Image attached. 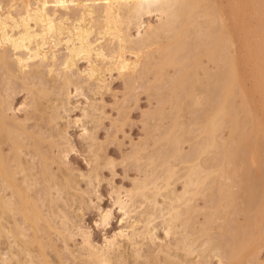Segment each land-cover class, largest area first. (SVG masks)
<instances>
[{
  "label": "bare ground",
  "instance_id": "bare-ground-1",
  "mask_svg": "<svg viewBox=\"0 0 264 264\" xmlns=\"http://www.w3.org/2000/svg\"><path fill=\"white\" fill-rule=\"evenodd\" d=\"M35 4L36 8L34 7L33 9L35 11L32 12L31 8ZM263 8L264 0L1 1L0 75L2 73L1 70H3V76H1L5 80L7 79L6 91L11 90L14 93L15 89L12 85L14 79H21L23 84L25 82L28 86L30 84L34 85L33 88L30 87L31 89H29L24 84V86L26 85L25 89H29L28 92L32 98L31 106L34 107V113L28 112L29 116L25 117V120L17 119V116L16 118L13 115L11 116L8 112L12 109V102L10 104V98H7L9 94H4L3 96L1 93L0 248L1 244L4 243L7 251L5 249L2 250L3 253L0 251V264H12V262L14 264L15 261L16 264L50 263L47 248L56 246L53 244L55 239L51 240V237L53 239L52 233L57 232L61 226L65 230L69 225V221L72 220L70 213H66V209V211L61 210L65 207L60 205L63 207L60 208L58 204H60V200L67 202L64 201V197L66 196V200H68L70 194L66 193L73 186H76L78 179L76 180L70 170L66 171L65 175L62 172L64 169L59 165V163L65 164L68 150L59 148L58 155H53L50 150H44V144L48 142V139H52L49 142H54L53 140L56 137L66 139V136L62 135L64 131L62 134L55 135L52 130L44 129L42 121L46 120L47 124L53 125L60 119L62 111L67 112L69 110L68 102L70 100H67L70 97V88L73 86L77 91L81 90L79 83L81 81L78 82L79 78H85L84 83L88 84L91 90L101 89L106 85L107 72L111 75L114 71H117L120 77L127 78L128 86L135 85L144 76L152 75L154 79L151 80V84L162 82L168 87L171 92L168 94L169 98L165 99V101L163 99L162 102V98L158 97L160 102L157 112L162 120L168 118L169 115H166L163 105L168 102L172 104L171 109H174V111L170 118H172L173 123L164 130L163 136L165 138L161 136V139L167 138L165 141L171 144L172 151L170 149L168 153L164 152L162 155L156 153L157 155L149 156L147 158V166L150 167L151 165L150 169L155 170V162L158 159L160 160V166L165 167L163 173L151 178L149 176L152 171L149 172L151 174H148L147 171L148 176L145 180L135 181L133 189L126 190V196L129 200L123 201V198H118L120 209L127 216H130L138 208H133L137 205L138 200L135 199L137 196H139V202L141 203H138V206L139 204L143 206L146 202L151 203V207L148 206L151 210H147V217H149H146L147 220L141 219L146 221L145 223L142 221L144 225L140 222V219V221L133 220L129 225L127 224V230L119 231L113 239L106 240L107 243L105 242V245L102 246L94 245L86 234L87 236L83 237L85 238L83 250L87 258H89V263L110 264L115 257L116 259L126 258L123 253L124 250L122 251V248L125 247L124 245L139 248L144 243L140 242V240L145 241V239L149 238L147 241H151L154 244L157 237L155 231L153 232L151 229L152 225L150 227L152 222L150 218L152 219V216H155L158 211L163 212L165 210L166 212L161 213L163 216L168 215L167 219H165L168 227H166V234L174 231V234H176L177 231L175 229L181 228L184 234L181 232V239L179 238L177 242V245H179L177 246L179 247L178 250H184L187 256H191L196 250L194 247L196 240L195 238H193L194 241L192 238L190 240L191 234L189 233V235L187 231L191 230L192 221H194L193 215L198 212L196 207L191 205V201H193V197L201 193V189L202 191L204 189L211 190L210 193L208 192L209 195L207 194L211 196L214 186L220 184V186L218 185L220 187L219 190L222 189L224 191L223 189L225 188L226 191L224 192L226 194H222L228 195L230 200H227L229 203H225V200V205L220 201L222 205L217 204V202V205H215L212 202V206L215 205L217 207L213 206V210L211 209L207 215V223H203L201 230L200 227L198 229L199 235L205 236L203 238V242H205L201 244L204 247L200 246L201 250L198 249V254L202 257L200 262L192 259H179L178 257L179 261L178 259L175 260L176 258L174 257L176 255L172 256L170 246V249L162 246L153 252L150 250L152 252L150 256L142 254L152 258L156 255L155 259H153L157 261V264L160 262L161 254L165 256V261L164 259L163 261L166 264H209V259L212 258V255L217 256L219 260L227 259L228 264H244L245 262L263 264L258 262V251L262 248L261 245L263 244L261 243L264 241V234H259L258 226L261 223L262 213H264V195H262L263 198L258 203L256 208L257 215L253 217L254 220L252 221L248 218L247 225L245 224L246 231L250 226H254L255 232H253L250 239L238 238L236 236L238 234H235L231 245L227 248L222 246L217 239H213L214 237H206L210 233L211 226L216 223V219L222 217L220 216L221 206L230 208L231 204L233 205V200H235L233 197L234 190H232L234 186L230 184L232 187L229 188L228 180H230V176L232 180L233 174H235L234 177L238 175V171L235 169L230 171L224 167L226 164H231L229 161L232 160L230 159L232 158V149L240 148L241 144L246 145L252 132L257 135L258 142L256 145L257 147L259 146L260 128H258V123L264 124V116L259 117L254 113L251 108L249 91H246L242 85L241 56L237 52L232 28L235 27L237 30L247 28V23H250V19L246 16L247 11L251 9V11L259 13V9ZM153 14L159 17L158 24H146L143 19L144 16ZM133 28L137 31L135 36L132 34ZM248 29L252 31L253 28L249 25ZM193 39L195 40L194 43L192 42ZM207 39L209 40L206 41ZM59 46H62L64 53H60ZM261 46L253 44L250 46L249 51L259 65V68L256 69L258 77L257 80L255 79V89L263 92L264 65L262 63H264V45L263 47ZM10 49H13L14 54L11 53L12 50ZM193 51L196 53L192 54ZM262 51L263 56L261 55ZM11 59L16 60L15 65L12 63L14 60ZM81 60H86L89 64L83 71L77 69ZM46 66L47 68L50 66L46 69L47 71L45 70L48 74L43 72L46 75H51L49 77H46L41 72L43 67L45 68ZM38 69L41 70L39 71ZM199 70L203 71V75L200 74ZM39 75L43 78V81H41L42 79ZM44 76L47 80L44 79ZM37 78L41 80L38 79L37 81ZM27 81H30V83ZM151 88L160 89V86L154 87L153 85ZM262 94L264 96V92ZM184 96L191 99L187 101ZM239 96L243 98L242 101L245 103V106L244 103L243 106L247 110L246 117L249 118H247L249 121L246 123L249 124L250 128L248 133H245L246 131L241 127L238 111H236L237 107L235 108L236 97ZM44 98H49L48 103L43 100ZM198 105L204 106L203 111L200 112L201 114L197 116V121L202 123L199 130L200 134H204V136L201 135V138L204 139L203 141L200 140V142L202 141L201 143L195 144L194 146L196 147H192L193 150L190 151V155L188 154L189 152L184 154L181 147L183 142V139H181L182 134L180 135L179 133H183L184 129V124L179 121L180 112L187 108L194 112L192 109L194 107L197 108ZM88 108L82 110L83 115L92 118L94 122L98 107L95 104H91L90 108ZM261 108L264 113V102ZM228 117H232L230 119L232 136L235 135L234 133L237 135V137L234 136L230 140L235 142L234 139H236L237 147L229 140L226 142V139V141L221 137L219 139L217 135L218 131L224 128L223 126ZM26 118L29 121L30 119L36 121L35 130H32L33 126H30L33 127L32 129L26 126ZM43 130L47 134L46 136ZM89 134L91 135L92 133L89 132ZM89 138L92 141V145H94L93 142H96L97 139L95 134ZM56 142L53 144H57ZM49 144L51 145V143ZM58 144L56 146H61V142H58ZM230 144L234 146L231 149ZM92 145L90 144V147ZM251 146L253 147V145ZM213 149L216 150V153H214ZM210 151L214 153V157H211L212 161L217 156V159L219 158L218 161L221 160L214 163L208 162V160V163H205L203 160L201 163V156L208 154ZM170 156H173L180 163L188 164L184 175L179 178L183 179L184 186V190L180 194L172 188L174 178L179 171H177L174 164L168 161ZM228 157L229 160L227 159ZM55 163H57L59 168L61 167L60 170H62L59 171L62 173V177L65 178L64 180L59 177L60 173L54 172L53 164ZM212 163L214 165L217 164L218 168L215 167V169ZM113 165L114 162L112 161H108L106 164V166H112V168L110 167L111 169H113ZM227 167L229 168V166ZM216 177H219L220 180L216 181ZM89 178L91 181L92 175ZM215 181L216 184H214ZM241 182H243L241 184H246L247 181L242 178ZM247 184L249 183L247 182ZM249 186H251V189L255 188L251 184ZM64 194L66 195L64 196ZM162 194L168 201L166 202L167 207L159 208L158 205L162 204H159L160 201L157 200V197ZM215 195L212 194L213 197ZM251 199L252 194L247 198V202ZM212 200H215V198ZM221 200L223 199L221 198ZM56 214L58 216L54 217ZM109 215L106 214L102 217L104 221H108ZM59 216L62 221L60 220L61 224L58 227L57 224L60 223L59 221L57 222ZM56 218L57 220L54 221ZM139 224H142L141 226L143 227L140 228ZM224 227L222 226L221 228L224 229ZM61 228L59 229L60 232L58 231L57 233H63ZM69 228L65 231H70ZM2 239H4V242ZM64 241L66 240L64 239ZM51 242L52 245H50ZM140 243L142 244L140 245ZM191 243L194 244L193 247ZM140 249L142 248L138 250ZM138 250L135 252L137 256L141 253ZM156 251L157 253L155 254ZM157 254L161 257L159 256V258ZM157 258H159V261L156 260ZM61 263L64 264V262Z\"/></svg>",
  "mask_w": 264,
  "mask_h": 264
},
{
  "label": "rangeland",
  "instance_id": "rangeland-1",
  "mask_svg": "<svg viewBox=\"0 0 264 264\" xmlns=\"http://www.w3.org/2000/svg\"><path fill=\"white\" fill-rule=\"evenodd\" d=\"M1 1L4 0H0V2ZM34 7L36 8V4L33 5V7L31 8L32 12L35 11L33 10ZM246 16L248 17V19H250V23L249 24L247 23V28L245 27L246 29L244 28L242 30L241 29L237 30L235 27H233L232 30L236 41L237 52L241 56L240 69H241L242 85L246 91H249L252 110L257 116L262 117L264 116L263 109L261 108L264 102V96L262 94L264 91L262 90L263 92H260L257 89H255V79L257 80L258 77L256 74L257 73L256 69L259 68V65L257 64V61L254 58L253 54L250 53L249 48L253 44L259 46L262 45L261 47H263L264 45L263 42L264 8L259 9V13L257 12L255 13V11L253 12L251 11V9H249L246 13ZM143 19L145 20L146 24L152 23L156 25L159 22V17L156 14L145 15ZM249 25L252 26L253 28L252 31H249L248 29ZM132 34L134 36L137 35V31L135 28L132 29ZM209 39H207L206 41H208ZM192 42L194 43L195 40L193 39ZM59 49H60V53L62 54L63 52L62 46L61 47L59 46ZM10 50H12L11 53L14 54L13 49ZM11 53L10 55L12 56ZM194 53L196 52L193 51L192 54ZM261 55L263 56V51L261 52ZM15 61L16 60L12 61V63L14 64ZM78 64L79 65L77 69H80V71H83L89 65L86 60H81ZM262 64L264 65V63ZM48 68L47 66L45 68L43 67V70L41 72L43 71L46 72L47 71L46 69ZM1 71L3 73V70ZM44 72L43 74L46 75L47 72L46 73ZM199 72L201 75H203L202 70L201 71L199 70ZM107 73L108 74H106V82H105L106 85H104L101 89L100 88L95 89L96 91L93 89L91 90L89 85L84 83L85 78L83 77L81 79L79 78L78 82L81 81L79 82L81 86V90L77 91L73 86L70 88L71 89L69 95L70 97L67 100V101L70 100L68 102V109H69L67 111L68 113L62 111L60 119L57 120L58 121L57 123H53V125L47 124L46 120H43L44 122L42 121L44 129L52 130L55 135L60 133L62 134L64 131L62 135L66 136L67 139V140L60 139L59 137H56L53 140L54 142L56 141H58L59 143L61 142V146H56L58 142H56L57 144L54 145L53 144L54 142H49L52 141V139H48V142L44 144L45 146L44 150L46 149L50 150L51 153L53 152L52 153L53 155L59 154L58 152L60 150L59 148L68 150V157L66 159L65 164L61 163L62 164L61 165L59 163V165L62 167V169L65 170L62 171L65 175H66V171L68 172L70 170L72 175L75 176L76 180L78 179L76 186H73L70 191L68 190L70 193L69 192L66 193V194H70L69 198L71 197V199L68 198L69 201L66 200V196H65L66 194H64L65 196L64 201L67 202H63V200H60L59 201L60 204H58L59 206L62 205L65 207L64 209L61 210L64 211L66 209L67 210L66 213L68 212L70 213L68 214L71 215L72 220L69 221L68 223L69 224L68 227H70L69 228L70 231H65L66 229H68V227L65 228L64 230V228H61L62 227L61 226L60 228L63 230V233L62 232L60 233L61 235L57 233L58 231L60 232L59 230L60 228L57 230V232L56 231L53 232L56 233L58 236L52 233L53 239L51 237V240L55 239L53 241V244H55L56 246H51L47 248L48 249L47 254L49 255L48 258L51 264H63L61 262H64V264H91L89 263V258H87V255L83 250L84 239H85L83 238L84 236L88 235L87 237L90 239V241L93 242L94 245L96 244L97 246H102L105 245L106 240L108 241L110 239H113L115 234H117L119 231L127 230L126 228L131 223V221L132 222L133 220L140 221L141 219L147 220V218L149 217V216L147 217L148 211L151 210L149 208L151 207L150 202H148L150 204L146 202L143 206H141L140 205L141 203L139 202L140 198L139 196H137V198L135 199H137L138 202L136 203L137 205H135V207L133 208H137V207L138 208L135 211H133L130 216H127L120 209V206L118 204L119 199L123 198L122 199L123 201L129 200V198H127L126 196V190H129L130 188L133 189L132 187H134L133 185L135 184V181L145 180L148 174L151 173L152 174L149 176L151 178L152 177L154 178V176L157 175H161L165 167H163L162 165H161L162 167L160 166V160L156 159L154 166L156 168L155 170L154 169L151 170L152 169V168L150 169L151 165L150 167L147 166V158L149 156L155 155L156 153L157 154L160 153V155H162V153L164 152L168 153L170 152V149L172 147L170 146L171 144H168V141L166 143L165 140L167 138L164 139L165 137L163 136L164 130L169 128L173 123L172 118H170L172 116V112L174 111V109H171L172 104L168 102L163 105L166 111V115H169L168 118L162 120L161 116H159L157 112L158 111L157 109H159L158 107L160 102L158 101L159 100L158 97L162 98V102L163 99L165 101V99L169 98L168 94H170L171 92L168 90V87L162 84V82L160 83L153 81L154 83L151 84L152 83L151 80L154 79L152 78V75L151 76L149 75L147 77L144 76V78H142L141 80L139 79V81L135 85L128 86L127 78L125 79V77H120L117 71H114L113 73H111V75L109 74V72ZM2 76L0 79V84H1L0 95L1 93L3 96L4 94L7 95L9 94L7 98H10L9 101L10 104L12 102L11 104L12 109L8 111L9 114H11V116L12 115L15 116V118L17 116V119L25 120V117L29 116L28 112H30L31 114L34 113L33 111L34 107L31 106L32 98L30 93L28 92L29 89L34 87V85L30 84V86H28L27 83L24 82V84H26L29 87V89L27 88L26 90L25 89L26 85L24 86L22 82L23 80L14 79L12 85L15 91L13 93V91L11 90L9 91L5 90V86L7 85L6 83L7 79L5 80V78H3ZM47 76L49 77L51 75H46V77ZM42 77H41L42 80L37 78V81L38 79L43 81ZM46 77L44 79H46ZM34 81L36 82V79ZM27 82L30 83V81ZM158 83L161 85H159ZM36 85L39 86L40 83L39 85L38 84ZM153 85L154 87L160 86V89L151 88V86L153 87ZM7 92H11V93H7ZM48 99L49 98H44L43 100L46 103H48ZM190 99L191 98L186 97L187 101ZM242 100L243 98L241 96L236 97L235 108L237 107L236 111H238L241 127L246 131L245 133H248L250 128H249V124L246 123H248L249 118L246 117L247 110L245 109L244 107L245 103ZM91 104L92 105L95 104L98 107V110L96 111L95 114L96 119L94 122L92 118L85 117L82 111L85 108L86 109L88 107L90 108ZM25 105L26 107H24ZM203 107H204L203 105H198L197 108L194 107L192 109L194 110V112H192L189 108L184 109L180 112L181 117L179 118V121L184 124V129H185V130L183 129V133L179 132L180 135L182 134L181 139H183L182 140L183 142L181 143V147H182V153L184 154L185 153L187 154L189 152L188 154L190 155L191 154L190 151L193 150L192 147L195 144H198V142L201 143L204 139L201 138V135L204 136V134H200V130H199L200 125H202V123L197 121V116L201 114L200 112L203 111L202 110ZM231 110L233 111V109ZM231 118L232 117H228L226 119V122L223 126L224 128H222L221 131L219 130L217 133V135L219 136L218 138L220 139L221 137L224 140L226 139L227 140V141L225 140L226 142H228V140L231 142L234 136L237 137L236 133H234L235 135L232 136L233 132H232V128H230ZM35 122L36 121L34 119H30V121L27 119L26 126H28L29 129H32L34 127L32 130H35V126H34ZM256 122L258 121L256 120ZM258 128H260V132H259L260 141L258 143L259 146L257 147L256 145V143L258 142L257 140L258 137L255 133L252 132L249 141L247 142L246 145L241 144L240 148L232 149L231 151L232 158H230L232 160H230L231 162L229 161V163L231 164L230 165L226 164V166H229V168L228 167L226 168V166H224L225 169H229L230 171L233 169L238 171V175L234 177L235 174H233L232 180H231V176L229 177L230 180H228L229 181L228 185L232 184L235 188L234 189L232 185L228 186L229 188L232 187V190H234L233 197L235 198V200H233L234 199L233 197L232 200L235 203L233 202V205L230 203L231 204V206L229 205L230 208L221 206L220 216L222 217L220 219L219 218L216 219V223L213 224L214 226L213 225L211 226V230H209L210 233H208L209 235H207L206 237L207 238L208 236H210V238L214 237L213 239H217V241H219L222 246H226L227 248H229V246L231 245V241H233V236L235 234H238L236 235L238 236V238L250 239L253 232H255L254 226H250V228H247L248 230L246 231V225L248 218H250V220L252 221L254 220L253 217L257 215L256 208L258 207V203L260 202L261 198H263L262 195H264L263 194L264 193V124H260L259 122ZM89 132L92 133L91 135L95 134L97 138L96 142H93L94 145H92L91 143L92 141L89 138L91 136ZM46 135L47 134H45V136ZM161 136L164 137V138L162 137L164 140L161 139ZM200 140L202 141L200 142ZM234 141L236 142V139H234ZM235 142H231V143L235 144V147H237L236 146L237 142L236 143ZM49 143H51V145ZM90 144L92 145V147H90ZM49 145L50 147L53 146L54 150L53 147L50 149ZM230 145H231L230 149L234 147L232 146V144ZM251 145H253V147ZM234 149L235 151L233 152ZM211 151L208 154L201 156L200 158L201 163L203 162V160L205 161V163L207 162V160L208 162L211 161L213 163L216 161L219 162L221 160L220 159L218 161L219 158L217 159L218 157L217 156L216 157L217 160L215 159L214 161H212L211 157L212 158L214 157L213 155L214 153H216L215 152L216 150H214V153ZM137 155L139 156V159ZM227 159L229 160V157ZM108 161L114 162L113 169H111L112 166H106ZM168 161L174 164L176 166L177 171H179L177 173L178 175H176V177L174 178V184L172 185V188L176 190L177 193L180 194L181 192H183L184 186H183V179H179V178L184 175V172L187 170L188 164L182 162L180 163L179 161L175 160L173 156H170ZM53 165H54L53 166L54 172L60 173V171L62 170V169L60 170L61 167L59 168L57 163ZM216 165H214L213 167L214 168L217 167ZM60 174H59L60 176L59 175L58 176L64 180L65 178L62 177V173ZM91 175L92 178L90 181L89 176ZM96 175H98L99 177L98 176L96 177ZM242 178H245V180L255 188L251 189V186H249L247 182L246 184H241L243 183L241 182ZM219 180L220 178L216 177V181ZM216 181L214 184H216ZM218 185L220 186V184ZM218 185L216 184L212 189V194L213 195L216 194L217 197H215L216 195L213 197L212 194L211 196H208L209 195L208 192L210 193L211 190L204 189L202 191L201 189V193H198L196 197H193L192 199L193 201H191V205L193 207H196V209L198 210L197 213L195 212L196 214L193 213L194 221H192V225L194 227L192 226L191 230L189 229L190 231L189 230L187 231L188 234L189 233L191 234V235L189 234L190 240H192L193 238H195L196 240L195 245L193 243L191 244L192 247L194 245L197 251L195 250L191 256H187L184 250H180V249L178 250L179 247L177 246L179 245H177L178 244L177 242L183 233L182 232L183 230L181 228L178 227L179 229L178 228L175 229L179 233L176 232V234H174L175 232L174 231L172 233H169L170 235L166 234V230L168 227L166 222L167 220L165 221V219H167L168 215L163 216L162 214L163 212H166L165 210L163 212L158 211L159 213L156 211L157 214L156 212L155 214L157 215V217L156 215L155 216L153 215L152 216L153 218L152 219L150 218V220L152 221L150 227L152 225L151 229L153 230V232L155 231L157 237V239H155L156 242L154 244H152L153 242L151 241L148 242L147 241L149 239L148 238L147 240L145 239V241L140 240V242L141 241L142 243L144 242L142 247H139L142 248L140 250H138L139 249L138 247H136L138 248L136 249L133 246L124 245L125 247L122 248V251L124 250L123 253L126 258L116 259L115 257V259H113V261L110 264H157V261L154 260L155 259L154 257H156L154 253H153L154 259L152 257H148L144 255L150 256L152 255L151 253L154 250L160 249L162 246H164L165 248H168L169 246L171 247V249L170 247L169 249L171 250V254H173L172 255L173 257L176 255L174 257L176 258L175 260L181 258L186 260L192 259L193 261L200 262L202 260V257H200L198 253L199 250H201V247H204L201 244L205 236L203 237L200 234L202 236L201 237L199 235L198 229L200 227L201 230V226L207 223L206 221L207 215L210 213L213 206L220 204V202H223L224 204L225 200H226L225 203H229L227 202V200L230 197L228 198V195H225L226 193L224 192L226 191V189L224 188L223 189L224 191H222V189L219 190L220 187H218ZM220 193L221 194L225 193V194H222L223 195L222 196ZM163 194L161 196L158 195L157 197V200L160 201V202L158 201L159 204H162V205H158L159 208L167 207L166 202L168 201L167 199H165ZM251 194H252V199L247 202V198H249ZM213 198H215V200H212ZM221 198L223 200H221ZM212 202H214L215 205L212 206L213 204ZM138 203H140L139 206ZM220 205H222V203ZM60 208L63 207L60 206ZM143 213H144V217H143ZM106 214L107 215L110 214L109 218L107 219L108 221H104V219L102 218ZM262 215L263 216H261L260 219L261 223L259 224L260 227L258 226L259 234L262 233L264 234V213H262ZM56 216H58V214H56L54 217ZM154 218L155 220L153 221ZM56 220L57 218L54 219V221ZM60 220L62 221V219L59 216L57 222L58 221L60 222ZM142 221L144 223L146 222L144 220H141L140 222ZM143 222L142 224L144 225ZM60 224L61 222L57 224V226L59 227ZM142 224H139V227ZM222 226L223 227L225 226L224 229L221 228ZM142 227L143 226H141L140 228ZM64 239L66 241H64ZM3 240L4 239H2V241ZM65 242L67 243L66 245ZM142 243H140V245ZM261 244L263 245H261L262 248L260 247L261 250L259 249L260 251H258L259 252L258 262L264 264V241ZM50 245H52V242ZM66 247H68V249H66ZM5 248L6 245H4V243L1 244L0 251L3 253L2 250H4ZM137 250L141 252L139 254L137 253L139 256L142 253L144 255L142 254L141 257L137 256L135 253ZM150 250H152V252H150ZM5 251H7V249H5ZM156 253L157 251L155 252V254ZM161 255L162 257L157 254L158 257L159 256L161 257L160 262L158 264H166V262H164L165 256H163V254ZM159 258H157L156 260H158ZM209 260H210L209 264H228L227 259L223 258V260H219L217 256H213V255L212 258H210ZM221 261L223 262L221 263ZM14 264H16V261ZM244 264H251V263L245 262Z\"/></svg>",
  "mask_w": 264,
  "mask_h": 264
}]
</instances>
